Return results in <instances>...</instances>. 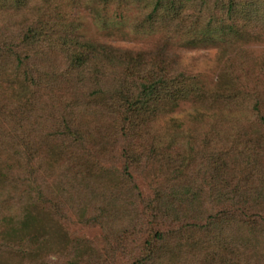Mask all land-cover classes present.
Returning a JSON list of instances; mask_svg holds the SVG:
<instances>
[{
	"label": "trees",
	"instance_id": "obj_1",
	"mask_svg": "<svg viewBox=\"0 0 264 264\" xmlns=\"http://www.w3.org/2000/svg\"><path fill=\"white\" fill-rule=\"evenodd\" d=\"M130 6L152 49L80 33ZM255 41L264 0H0V264H264ZM175 42L224 51L214 86Z\"/></svg>",
	"mask_w": 264,
	"mask_h": 264
},
{
	"label": "rangeland",
	"instance_id": "obj_2",
	"mask_svg": "<svg viewBox=\"0 0 264 264\" xmlns=\"http://www.w3.org/2000/svg\"><path fill=\"white\" fill-rule=\"evenodd\" d=\"M137 14V8L130 6L123 10L121 17L116 16L110 19L108 28H100L86 10L75 12V15L82 22L80 33L84 37L122 48L152 49L157 44L160 35L157 32L135 31L131 25L135 17L138 16ZM171 46L167 48L168 56L180 62L188 73L198 75L200 80L203 81L205 88L214 86L215 79L220 73L226 58L223 50L214 45H204L202 43L186 46L180 42H175ZM247 49L252 53V66L255 65L256 68L261 66L264 62V43L255 41ZM189 106V101H181L176 110L181 112ZM142 186L145 189V186ZM64 228L69 239L84 237L97 242L100 237V229L98 227H86L72 222ZM55 230L56 228L52 229V231ZM52 240V242L58 243L57 236L54 235Z\"/></svg>",
	"mask_w": 264,
	"mask_h": 264
}]
</instances>
